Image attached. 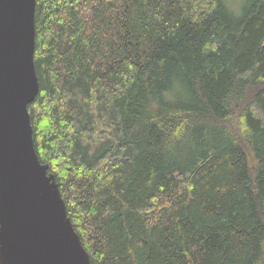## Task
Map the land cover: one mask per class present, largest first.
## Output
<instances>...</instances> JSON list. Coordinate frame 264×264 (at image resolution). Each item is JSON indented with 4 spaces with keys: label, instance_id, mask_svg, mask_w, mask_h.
I'll return each mask as SVG.
<instances>
[{
    "label": "trees",
    "instance_id": "1",
    "mask_svg": "<svg viewBox=\"0 0 264 264\" xmlns=\"http://www.w3.org/2000/svg\"><path fill=\"white\" fill-rule=\"evenodd\" d=\"M28 106L90 264H264V0H36Z\"/></svg>",
    "mask_w": 264,
    "mask_h": 264
},
{
    "label": "water",
    "instance_id": "2",
    "mask_svg": "<svg viewBox=\"0 0 264 264\" xmlns=\"http://www.w3.org/2000/svg\"><path fill=\"white\" fill-rule=\"evenodd\" d=\"M35 3L0 0V264H90L34 148Z\"/></svg>",
    "mask_w": 264,
    "mask_h": 264
}]
</instances>
